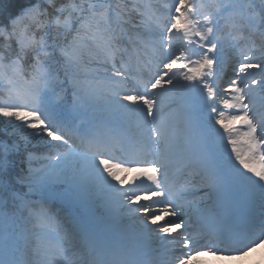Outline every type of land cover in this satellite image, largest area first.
I'll return each instance as SVG.
<instances>
[{"label": "snow or ice", "instance_id": "1", "mask_svg": "<svg viewBox=\"0 0 264 264\" xmlns=\"http://www.w3.org/2000/svg\"><path fill=\"white\" fill-rule=\"evenodd\" d=\"M262 244L264 0H0V264Z\"/></svg>", "mask_w": 264, "mask_h": 264}, {"label": "bare ground", "instance_id": "2", "mask_svg": "<svg viewBox=\"0 0 264 264\" xmlns=\"http://www.w3.org/2000/svg\"><path fill=\"white\" fill-rule=\"evenodd\" d=\"M254 254L255 255H258L256 258H255V260H257L262 254H261V252L260 251H254ZM216 256H212V255H210V254H208V253H204V255L201 257V260L202 261H205V262H207V264H210V263H212V262H215L216 261ZM243 258H242V256H240L239 258H237V259H230L229 260V262H235V261H237V260H242ZM262 261V262H261ZM240 264H245V262H241ZM252 264H264V253H263V255L260 257V261H255V262H253Z\"/></svg>", "mask_w": 264, "mask_h": 264}, {"label": "rangeland", "instance_id": "3", "mask_svg": "<svg viewBox=\"0 0 264 264\" xmlns=\"http://www.w3.org/2000/svg\"><path fill=\"white\" fill-rule=\"evenodd\" d=\"M262 247L263 248L260 250V252L263 255V253H264V245ZM257 256L258 255L254 254V251H248V253L246 255L242 256V258H243L242 260H238V261H235V262H232V263H230L229 261H221L219 264H240L241 262H245V264H252L253 262H255L257 260L260 261V257L261 256L257 260H255V258Z\"/></svg>", "mask_w": 264, "mask_h": 264}]
</instances>
